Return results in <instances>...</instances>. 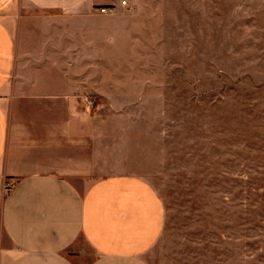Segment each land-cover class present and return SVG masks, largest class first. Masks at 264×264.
<instances>
[{
	"label": "crops",
	"instance_id": "crops-1",
	"mask_svg": "<svg viewBox=\"0 0 264 264\" xmlns=\"http://www.w3.org/2000/svg\"><path fill=\"white\" fill-rule=\"evenodd\" d=\"M113 4L125 15L95 11ZM149 8L0 0V264H150L164 201L112 146L111 114L88 107L111 103L110 74L148 40ZM81 246L78 263L68 251Z\"/></svg>",
	"mask_w": 264,
	"mask_h": 264
},
{
	"label": "rangeland",
	"instance_id": "rangeland-1",
	"mask_svg": "<svg viewBox=\"0 0 264 264\" xmlns=\"http://www.w3.org/2000/svg\"><path fill=\"white\" fill-rule=\"evenodd\" d=\"M145 1L148 40L92 111L111 114L112 146L164 201L148 261L264 264V0Z\"/></svg>",
	"mask_w": 264,
	"mask_h": 264
},
{
	"label": "built area",
	"instance_id": "built-area-1",
	"mask_svg": "<svg viewBox=\"0 0 264 264\" xmlns=\"http://www.w3.org/2000/svg\"><path fill=\"white\" fill-rule=\"evenodd\" d=\"M121 4L128 5V0H121ZM95 11L98 12L99 14L112 15L118 12V8L114 4L113 5H103V6L97 7ZM88 107L89 108L93 107L92 102L88 104ZM10 189H11L10 187L7 188V190H10Z\"/></svg>",
	"mask_w": 264,
	"mask_h": 264
}]
</instances>
